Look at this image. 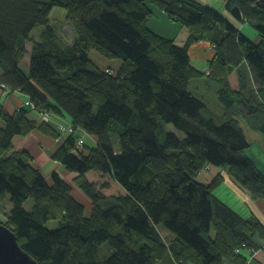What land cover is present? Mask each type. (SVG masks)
Masks as SVG:
<instances>
[{"label":"trees","instance_id":"16d2710c","mask_svg":"<svg viewBox=\"0 0 264 264\" xmlns=\"http://www.w3.org/2000/svg\"><path fill=\"white\" fill-rule=\"evenodd\" d=\"M152 4L192 30L188 43L149 26ZM54 7L65 10L73 45L58 35ZM226 7L252 24L258 43L198 0H0V85L35 104L13 114L0 105V222L39 264H246L250 248L264 251V220L242 218L214 195L230 178L264 200V173L247 154L241 122L264 133V9L256 0ZM203 40L215 51L205 71L190 56ZM95 51L121 60L118 73L102 69ZM202 78L217 87L222 123L188 90ZM33 110L75 133L38 125ZM34 129L62 138L51 158L77 174L73 183L46 178L32 152L15 149L14 138ZM83 131L96 143L78 147ZM211 166L222 170L198 178ZM50 220L59 228H47Z\"/></svg>","mask_w":264,"mask_h":264},{"label":"rangeland","instance_id":"374dc122","mask_svg":"<svg viewBox=\"0 0 264 264\" xmlns=\"http://www.w3.org/2000/svg\"><path fill=\"white\" fill-rule=\"evenodd\" d=\"M202 1V0H201ZM204 2L209 3L211 5H216L217 9L221 12L226 11L224 14L228 17L229 20L235 22L236 19L230 14V12L227 9V1L228 0H203ZM153 5V4H152ZM214 7V6H213ZM153 18L151 19V27L157 29V31L164 33V37L166 38H176V40L179 42V38H183L184 36V27L176 22H170L172 26L168 28L166 31H163L161 27V23H159V20L161 19V22L163 23V18L165 17L167 19H170L168 16L161 14L160 10L163 11L161 8L156 7L153 5ZM222 14V13H221ZM51 18L53 23L59 28L58 35L62 38L63 36L66 37V40L68 42H73L76 37L74 31H72V27L70 24H67V21H65V10L63 8L54 7L51 13ZM61 27V28H60ZM42 26L36 27L32 35L35 38H39L41 36V30ZM244 34L248 35L255 43H258L261 39V35L258 33V31L252 26V24H249L246 22L244 24ZM255 34H258L259 36L256 37ZM189 40V39H188ZM188 40L183 42L182 44L188 43ZM195 43V42H194ZM193 43V44H194ZM32 45V44H30ZM29 45V46H30ZM193 46V45H192ZM210 47V46H209ZM207 47V51H210V48ZM191 49V47H190ZM94 60L102 69L112 68L114 70V73H118V70L122 66L121 60H110L105 59L99 52L93 53ZM193 64H195L199 69H202L203 71L207 70L205 69L207 65V61L203 62L202 60L193 58ZM23 68H25L23 63ZM24 70V69H23ZM206 78L197 79L189 83L188 90L191 91L194 95H196L198 98H201L205 101V103L208 105L209 111L206 109L203 111L204 115L207 117L213 116L216 118L217 123H222L221 114H223L222 111V103L219 100L218 96V90L217 87L214 86L211 82H207ZM171 128H174L171 126ZM252 131H256L255 129H252ZM258 132V131H256ZM259 133V132H258ZM179 135L182 136V133H179ZM83 139H87V143L89 144H95L93 141L96 140L95 138L91 139L90 137H87V135L83 132ZM250 141L252 143L251 149L247 151V154H249L250 158L253 161H257L258 164L261 165L262 170L264 171V146L259 147V142L253 140L250 138ZM56 162V161H55ZM256 162V163H257ZM217 168V167H216ZM215 169V168H214ZM211 167L208 169H204L203 172L206 173L207 177H213V174H211V170L213 171ZM261 170V172H262ZM215 178V176H214ZM244 190V189H243ZM246 192V191H245ZM214 195L216 198H218L220 201L224 202L230 209H234L242 218H248L256 216V208H253L252 205L247 201L245 197L240 195L238 192H236L235 187L230 186L227 183L221 184L217 189L214 190ZM34 200L32 198H29L24 207L31 210ZM7 208V211H9L12 207L10 202L8 201V206H5ZM47 228L51 229H57L59 228V221L57 220H50L48 223H46ZM161 231L164 234H170L169 231H167L163 226H160ZM259 243H262V241H259ZM264 244V243H263ZM264 246V245H263ZM104 248H107V244L105 243L103 246ZM110 250V254H111ZM249 255V259L246 261V264H259L257 261V257H262L264 259V251L261 249L254 250L253 248H250L249 252H247Z\"/></svg>","mask_w":264,"mask_h":264},{"label":"crops","instance_id":"0c3cea01","mask_svg":"<svg viewBox=\"0 0 264 264\" xmlns=\"http://www.w3.org/2000/svg\"><path fill=\"white\" fill-rule=\"evenodd\" d=\"M201 3L203 2L204 4H206V2H204L203 0H198ZM207 5L210 6H214V8L217 9L216 5H211L209 3H207ZM153 9V7H152ZM218 10V9H217ZM219 11V10H218ZM161 14L166 15L163 11H161ZM220 13H222L224 15V12L219 11ZM167 16V15H166ZM169 17V16H168ZM227 17V16H226ZM163 18V23L161 22V19L159 20V23H161V27L163 29V31H166L168 28H170L171 23L170 22H174L171 18L167 19L165 17ZM228 18V17H227ZM231 21V20H230ZM232 24L237 25L239 28H241L242 31H244V24L246 23H240L238 20H236L235 22L231 21ZM151 20L149 21V26L150 25ZM152 28V27H151ZM156 33L158 34H162L164 35V33L157 31V29L152 28ZM185 29V33L183 38H179V42L176 40V42L180 45H182L183 42L187 41L190 37V35L192 34V30L188 27H184ZM73 31V29H72ZM244 33V32H243ZM256 37H258V34H255ZM176 39V38H175ZM63 40L64 42H66L69 45H73V42H68L66 40V37L63 36ZM29 43H27V54L26 57L24 59V61L21 63V66H24L25 68L24 71L28 72L29 68H30V62H31V52H32V45H30ZM210 43L208 41H200V42H195L193 44V46H191V50H190V56L191 58H196L199 60H202L203 62L208 61L210 59H212V57L215 55V51L213 50V48L211 47ZM207 47L210 48V51L204 50L207 49ZM206 67V66H205ZM207 68V67H206ZM205 68V69H206ZM3 73L2 69L0 68V75ZM235 77V76H234ZM236 80V79H235ZM236 84L234 85V87L237 88L238 86V82L236 80L235 82ZM29 98L27 97V95H25L23 92L20 91H11L8 90L7 88H4L3 86L0 85V105L3 106V108L5 110H7L10 114L14 113L18 108H22V106L24 105V103H26ZM29 118L31 120H36L38 125H41L43 123V119H41L40 115L38 112L36 111H31L29 114ZM61 119V118H60ZM60 119L55 118L48 123V125L56 131L55 129V125L56 123L58 124L60 121ZM241 122L243 124L244 130L247 133L248 136V141L249 143H251L250 138H252L253 140L259 142V147L264 146V133L258 131L257 129H255L256 131H252L251 126H249L248 121L246 119H241ZM84 132V131H83ZM58 133V132H57ZM85 133V132H84ZM79 137V135H78ZM91 138V136H90ZM61 137L59 136V138L57 137L56 139H53L50 137V135H48V132L46 130H39V129H34V132L26 135V136H17L14 138V142H15V149L18 151H28V152H32L34 155V162L37 163L38 166H40L41 172L42 174L45 175L46 178H50V176L53 173H59L61 175V177L66 181V182H70L73 183V178L77 175L75 172H70L67 171L66 166L64 164H62L61 162H55V160H53L51 158V154L54 152V150L56 149L57 145L59 144V142L61 141ZM93 139V137L91 138ZM93 141L96 143V140L93 139ZM252 146V143H251ZM251 149V148H250ZM248 149V150H250ZM247 150V151H248ZM255 162V161H254ZM257 162V161H256ZM255 164H257L260 168V170H262V167L260 164H258V162ZM212 169H214L213 171L211 170V174H213V177H207L206 173L201 172L200 175L198 176V178H200L201 180L205 181V182H209L211 181L214 176H216V174H218L222 169L220 168H216L215 166H211ZM262 173H264V171L262 170ZM227 184H229L230 186L235 187L236 192H238L240 195H242L243 197H245L247 199V201L252 205L253 208H256V216L263 219L264 220V200H256L253 199L252 197L249 196V194H247V192H245V190H243V188H241L238 184H236L232 179L228 178L227 182H225ZM259 260V262H263L264 264V259L262 257H257V261Z\"/></svg>","mask_w":264,"mask_h":264},{"label":"water","instance_id":"95a60500","mask_svg":"<svg viewBox=\"0 0 264 264\" xmlns=\"http://www.w3.org/2000/svg\"><path fill=\"white\" fill-rule=\"evenodd\" d=\"M264 9V0H256ZM0 264H39L29 252L24 250L16 234L0 222Z\"/></svg>","mask_w":264,"mask_h":264},{"label":"built area","instance_id":"2783aa9c","mask_svg":"<svg viewBox=\"0 0 264 264\" xmlns=\"http://www.w3.org/2000/svg\"><path fill=\"white\" fill-rule=\"evenodd\" d=\"M26 105L33 108L35 104H34V102H31L30 100H28L26 102ZM43 119H45L46 121H51V117L49 116L48 113H44ZM57 127H58V129H60L61 132H64V133L67 132L69 135L75 133V129H73L72 125L70 127V126H68V124L65 125V124L58 123ZM82 135H83V132L78 137V147H82L85 144V139H83Z\"/></svg>","mask_w":264,"mask_h":264}]
</instances>
